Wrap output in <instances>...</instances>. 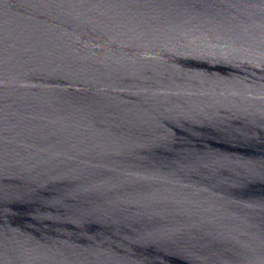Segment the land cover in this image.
I'll list each match as a JSON object with an SVG mask.
<instances>
[{
	"label": "water",
	"instance_id": "95a60500",
	"mask_svg": "<svg viewBox=\"0 0 264 264\" xmlns=\"http://www.w3.org/2000/svg\"><path fill=\"white\" fill-rule=\"evenodd\" d=\"M0 264H264V0H0Z\"/></svg>",
	"mask_w": 264,
	"mask_h": 264
}]
</instances>
